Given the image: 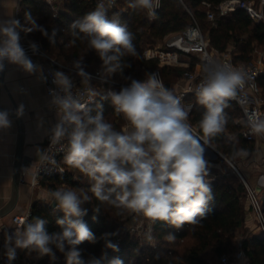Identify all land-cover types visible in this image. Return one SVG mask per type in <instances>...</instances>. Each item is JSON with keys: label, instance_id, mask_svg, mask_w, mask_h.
I'll return each mask as SVG.
<instances>
[{"label": "clouds", "instance_id": "9594fccd", "mask_svg": "<svg viewBox=\"0 0 264 264\" xmlns=\"http://www.w3.org/2000/svg\"><path fill=\"white\" fill-rule=\"evenodd\" d=\"M109 5L113 0H108ZM160 0H128V7L144 10L150 18L156 15ZM22 25L14 17L0 19V73L6 65H15L29 74H39L44 80L42 67L35 63L20 42V31H39L50 44L55 42L59 29L40 25L31 13H25ZM69 29L76 40L86 41L96 53L106 73L114 76L123 73L126 56H136L134 37L126 25L108 18L103 0L82 18L74 20ZM32 53L39 54V45L30 41ZM75 74L87 84L89 97L97 95L91 87L93 76L85 70L82 60H74ZM126 67H130L129 64ZM204 78L196 87L197 101L205 111L199 121L204 141L194 134L188 122L189 110L181 103L182 97L166 88L155 72L145 73V79H130L128 86L118 92L109 90V99L115 113L126 122L116 131L104 119L103 105H98L95 115L72 94L73 81L66 72L51 73L56 86L49 90L51 105L56 109L57 122L51 128L52 139L67 138L69 142L66 162L87 175L93 182L90 191L100 202L117 208L129 209L152 221H163L177 228L184 224L195 225L207 216V205L213 199L212 189L206 177L209 162L205 158V144L225 130L227 101L235 99L249 78L243 68L222 66L212 61L203 67ZM107 82V81H105ZM17 117L24 115V105L15 110ZM7 110H0V129L11 127ZM248 126L255 134L264 135V118L249 115ZM238 155H247L241 149ZM56 211L63 213L56 220L59 232H49L45 218L35 217L34 222L23 224L12 232L4 233V256L7 264L17 258V250L35 253L38 258H56V252L65 256L66 264H84L79 245L95 242V234L83 217L84 207L91 197L83 191L62 187L48 193ZM99 212L97 208L95 210ZM115 234L105 233L101 239L105 247L119 251L111 240ZM151 239V236L148 237ZM169 235V239H173ZM91 264H100L93 259ZM107 264H123L114 256Z\"/></svg>", "mask_w": 264, "mask_h": 264}, {"label": "trees", "instance_id": "16d2710c", "mask_svg": "<svg viewBox=\"0 0 264 264\" xmlns=\"http://www.w3.org/2000/svg\"><path fill=\"white\" fill-rule=\"evenodd\" d=\"M93 0H67L64 10L59 13L56 20H48L47 29H59L55 35V42L51 43L44 37L42 48L49 54L55 56L67 65L73 66L74 60H82L85 70L96 72L105 77L115 79L120 82L130 83L127 79H144L145 73L160 70L165 83L172 84L175 77H180L185 69L173 68L165 69L160 67L158 61H145L142 58L143 44L156 46L170 34L181 33L193 24V20L198 24L205 37L206 45L212 52L225 53L230 50L234 64H248L256 51L253 44L263 46L264 50V25L253 24L248 15L237 10L225 17L217 18L216 25L213 26L207 21V9L203 2L210 4L211 9L215 8L226 0H162V7L154 22H149L144 10H133L128 7V0H117L116 7L108 14V18L118 21L120 25H126L128 31L133 34V43L136 48V56H126L122 63L125 65L123 73L119 71L114 76L106 73L102 62L96 53L88 48L87 42L76 40L73 37L69 25L76 19L82 18L86 13L94 10ZM253 1V0H243ZM232 47V49H231ZM129 64L130 67H126ZM168 70V71H167ZM167 72V73H165ZM165 76H164V75ZM166 77V78H164ZM259 86L264 90V76L258 79ZM116 88L115 91H119ZM107 96H101L97 104L91 108L95 115L98 105H103V114L106 122L111 123L116 131H121L123 121L121 116L115 113ZM186 103L193 104V110L189 116L192 124L199 126L205 109L197 101L195 94H190L185 98ZM232 108L231 114H226L227 123L225 129L237 131L232 123V117L241 116L240 109L235 104H228ZM229 117V118H228ZM242 128V126H241ZM241 128H238V130ZM203 135V133L200 131ZM217 151L229 162L233 163L239 155L241 149L247 152L253 151V145L243 139L238 138L236 142L231 141L224 131L210 140ZM216 162H222L217 157ZM66 168L65 175L49 179L47 182L41 180V184L47 185L51 191L56 190V186L65 185L77 191L83 189L91 197L90 201L84 205L87 208V215L83 220L90 230L95 234L96 241H85L79 245L84 264H91L93 259H99L100 264H107V260L118 256L123 264H210V260L217 259L222 255L231 256L237 249V236L244 230L246 210L244 205L245 189L235 176L230 173L222 175L209 182L213 199L208 203L207 216L200 219L198 224H184L177 228L163 221H152L151 244L141 241L139 238L130 235L124 230L122 222L127 209L117 208L107 202L98 201L90 191L93 183L90 178L81 173L78 169L70 166L64 160ZM76 177V178H75ZM83 180L87 181V185ZM99 212H96V209ZM30 221L34 222L35 217L45 218L48 223L47 230L59 232L61 228L56 220L63 216V213L51 209L49 205L35 203L31 210ZM105 233L115 234L110 238L118 244L119 251L113 252L105 247ZM174 237L169 239V235ZM241 245L249 259L250 264H264V234L244 237ZM38 264H66L65 256L56 252V258L50 257L41 259Z\"/></svg>", "mask_w": 264, "mask_h": 264}, {"label": "built area", "instance_id": "2783aa9c", "mask_svg": "<svg viewBox=\"0 0 264 264\" xmlns=\"http://www.w3.org/2000/svg\"><path fill=\"white\" fill-rule=\"evenodd\" d=\"M49 7L51 8L53 18H57L59 14V8L62 7L65 3V0H44ZM183 3L184 0H178ZM101 0H93L92 5L95 9L97 4ZM105 7L107 8V15L116 7L117 0H113V3L109 5L108 0H103ZM206 7V18L213 26L216 25L217 18L225 17L230 13H233L237 10L244 11L251 21L255 24L264 23V12L262 9L255 8L252 2H247L243 0H226L220 3L215 10L211 9V5L205 2L202 3ZM261 8H264V0H259ZM162 7V0H160V6L156 9V15L154 18H150L146 11L145 15L149 22H154L157 18L158 12H160ZM24 48L27 50L28 55L32 60L39 64L43 69V75L47 77L46 80L42 79L41 82L46 90L47 97L51 100L49 94L50 89H54L56 86L52 83L51 73L55 70L64 71L70 77H72L73 86L72 94L74 98L79 100L87 108H93L98 99L101 96H107L109 90L115 91L116 88L121 89L122 87L128 86L130 83L120 82L105 76L97 72H91L86 70L88 73H91L93 79L91 80V87L95 90L97 95L89 97L87 94V84L82 83V78L75 74L74 67L65 64L61 60L57 59L55 56L49 54L45 51L40 44L39 45V54H33L29 49V42H21ZM192 57L198 58V63L201 66L199 72H186L183 76L184 85L181 87L175 95L182 97V105L189 110V116L193 110V104L186 103L185 98L190 94H195L196 87L201 83L204 78L203 67L204 65L212 61L216 64L222 66H231L234 68H243L248 75L247 82L245 87L238 92V95L235 99H230L227 101L228 104H235L242 114L240 119V125L242 126L240 130V136L247 142H254L257 139L264 141V135L255 134L251 131L248 126L247 120L248 116L255 114L261 118H264V98L262 96V89L259 86L258 79L261 76H264V67L261 64H241L235 65L231 58H226L225 60L219 59L216 54L210 51L206 45V40L202 34L198 24L193 20V24L188 27L185 31L176 34L167 35L162 41V47L159 49L153 47H147L142 52V58L145 61H158L161 66H175L179 64L181 58H185L190 61ZM158 74L159 79L166 83L163 79V76L160 70L154 71ZM145 79V78H144ZM140 79L139 81H143ZM107 81V82H105ZM51 110L57 114L56 109L51 105ZM188 116V118H189ZM58 119V118H57ZM57 122V120H56ZM55 122V123H56ZM188 122L192 125V129L195 135L201 138V142L204 141V136L200 133V128L198 125L192 124L189 119ZM55 124H53L54 126ZM48 128L47 136L44 144L41 146L42 156L39 162L36 164L32 172V186L35 187L40 184L41 180L47 182L49 179L65 175L66 168L64 166L65 156L68 153L69 142L68 139L61 138L59 141L52 139L51 128ZM206 146H209L211 149L214 147L207 143ZM216 152V151H215ZM220 157H222L232 168V170L237 174L241 183L245 189V202L247 209L250 214L253 216L256 228L259 234H264V200L260 198L258 192L252 188L245 179L240 175L237 169L229 162L223 155L216 152ZM25 176V173L22 172L20 175V181L22 177ZM139 217V222L137 225L129 232L130 235H133L139 238L141 241L151 244L153 247L155 243L152 239V225L151 220L146 219L142 214L136 213ZM31 212H26L22 215H14L11 218V227L3 226L0 234V264H7L6 257L4 256V233L12 232L16 228L22 227L23 224H26L30 221ZM151 236V239L148 237ZM38 258L35 253L27 254L26 251L17 250V258L12 261V264H38V262L43 259ZM234 262H245L247 263V256L245 251L242 248L241 243L237 245L236 251L231 255H222L219 258L218 264H232Z\"/></svg>", "mask_w": 264, "mask_h": 264}, {"label": "crops", "instance_id": "0c3cea01", "mask_svg": "<svg viewBox=\"0 0 264 264\" xmlns=\"http://www.w3.org/2000/svg\"><path fill=\"white\" fill-rule=\"evenodd\" d=\"M256 1L258 2L257 7L254 5L253 1L250 2H252L255 8L262 9L264 12V8L260 7L259 0ZM66 3L67 0H65L64 5L59 8V13L64 10ZM25 13H31L36 21L45 28H47L48 20H56L58 18H53L51 8L44 0H0V19L14 17L18 19L22 25H25ZM260 24L264 25V23ZM20 38V42L27 43L35 41L42 46L44 36L39 31H33L31 33L20 31ZM159 44L161 45L159 48H161L162 42ZM214 53L221 60H225L229 57L232 60L230 50L225 53ZM254 53L256 54L258 51ZM262 56L264 57V54H262ZM258 58L260 59V57L255 58L252 56L249 63L261 64L264 67V59L257 60ZM198 62L197 57H192L190 61L181 58L179 64L175 65V67L184 68L185 71L182 76L175 77L172 84L167 83L169 84V89L176 93L183 87V76L186 72L196 73L201 70V66ZM262 96L264 98L263 90ZM50 101L51 100L46 95V90L41 82L39 74L29 75L21 71L15 65H6L4 72L0 73V110H7L10 114L9 118L12 121L10 128L0 129V210L8 204L13 193V176L18 154H20L21 158V163L19 165L20 175L22 172L25 173V176L22 177V181H20L19 184V198L15 208L10 214L0 219V234L3 226L11 227L12 216L30 212L35 203H43L46 205L50 203L48 193L51 189H49L47 185L40 183L35 187L32 186V172L42 156L41 146L45 142L48 128L53 126L58 118L57 114L50 108ZM21 104L24 105V115L22 117H17L15 115V110ZM224 111L225 114H231L230 112L233 110L230 106H227ZM241 116L232 117L233 119L231 120L233 125L237 128L236 132L230 131L229 129L224 130L225 135L233 142H236L238 138L243 139L239 133L240 129L238 130V128H241ZM121 119L123 124L120 130L126 125L122 116ZM250 143L253 145V151L247 152L246 156L239 155L236 162L234 161L235 163H232V165L237 169L245 181L264 199V141L257 139ZM212 146L215 151L218 152L215 146ZM217 155L218 154H216L215 157H211L209 153H205V158L210 165L209 175L206 177L208 182L220 178L226 173H230L231 175L236 174L222 157L224 164L222 162H216L219 156ZM208 156L211 159H208ZM232 171L235 174H233ZM83 181V183L87 185V181ZM62 187L67 186H56L55 189ZM244 205L246 210L244 229L249 231H253L254 229L257 230L255 220L248 211L245 200ZM139 220L137 216L133 218L132 222L138 223ZM232 264H250V262L247 257V263L232 261Z\"/></svg>", "mask_w": 264, "mask_h": 264}, {"label": "rangeland", "instance_id": "374dc122", "mask_svg": "<svg viewBox=\"0 0 264 264\" xmlns=\"http://www.w3.org/2000/svg\"><path fill=\"white\" fill-rule=\"evenodd\" d=\"M253 2H254V5L257 7L258 6V2L256 1V0H253ZM143 46V48H147V47H153V48H156V49H159V47L161 46L159 43L156 45V46H150V45H147V44H143L142 45ZM253 46V49L254 50H256V51H258V53H254L253 54V57H255V58H257V57H260V59L258 58L257 60H262V59H264V57L262 56V54H264L263 53V51H262V48H263V46H260V45H258V44H253L252 45ZM259 52H261V53H259ZM256 60V61H257ZM73 67V66H72ZM160 67H164L165 69H173V68H177V67H175V66H161L160 65ZM184 69V68H183ZM168 71V70H167ZM97 73H99L98 71H96ZM165 73H167V72H165ZM164 75V74H163ZM165 76V75H164ZM164 78H166V77H164ZM263 93H264V90H263ZM239 115V114H238ZM237 115V116H238ZM218 156V155H217ZM240 156H242V155H240ZM218 157H220V156H218ZM208 159H211L209 156L207 157ZM221 158V157H220ZM222 159V158H221ZM237 160V159H236ZM236 160H235V162H236ZM223 161V160H222ZM235 162H233V163H235ZM223 164H224V161H223ZM232 173H233V171H232ZM233 174H235V173H233ZM233 176H235L236 177V179L237 180H239V182H241L240 181V179H239V177L235 174V175H233ZM260 198L262 199V200H264L261 196H260ZM135 217H137V215L135 214V212L134 211H132V210H129V209H127V212H126V214H125V216L123 217V219H122V222L120 223L119 222V224H121V225H123V228H124V230L125 231H127L128 233L137 225V223H133L132 221H133V218H135ZM254 235H260L259 234V232H258V230H256V229H254L253 231H249V230H247V229H244L243 231H241L239 234H238V236H237V244L236 245H238L240 242H241V240L244 238V237H251V236H254ZM48 256H44V258H47ZM210 264H218V260L215 258V259H213V260H210Z\"/></svg>", "mask_w": 264, "mask_h": 264}, {"label": "water", "instance_id": "95a60500", "mask_svg": "<svg viewBox=\"0 0 264 264\" xmlns=\"http://www.w3.org/2000/svg\"><path fill=\"white\" fill-rule=\"evenodd\" d=\"M166 88H169V84H166L165 86ZM206 151L205 153H209L211 155V157H215L216 156V152L214 150H212L209 146H206ZM212 150V151H211ZM21 163V158H20V154H18L17 159H16V168H15V173L13 176V193L12 196L8 202V204L2 208L0 210V219L4 218L5 216H7L8 214H10L13 209L15 208L17 202H18V198H19V184H20V165ZM49 207L51 209H55V206L52 204H49Z\"/></svg>", "mask_w": 264, "mask_h": 264}]
</instances>
